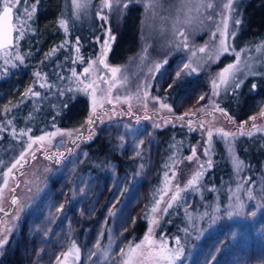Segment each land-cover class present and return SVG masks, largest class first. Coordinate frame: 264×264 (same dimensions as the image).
Segmentation results:
<instances>
[{"label":"rangeland","instance_id":"obj_1","mask_svg":"<svg viewBox=\"0 0 264 264\" xmlns=\"http://www.w3.org/2000/svg\"><path fill=\"white\" fill-rule=\"evenodd\" d=\"M99 1L104 0H87V7L77 11L73 0H63V10L51 30V35L66 38L76 27L85 28V23L92 26L93 19L101 23L95 52L86 60L81 47L71 45L68 62L62 65L64 73L56 80L62 82L60 94L55 92L58 96L86 98L87 117L76 128L58 129L55 135L37 139L31 148L14 149L10 163L0 164V170L12 169L11 179L0 194V239L5 240L0 247V264H123L129 257L132 264H167L158 259L161 243L183 248L177 264H264V159L256 178L258 165L254 161H250L244 178V166L237 170L234 165L238 158L230 141L240 136H264V105L246 123H236L215 106L217 92L236 91L248 79L264 78V38L253 44L235 39L240 24L236 21L243 18L242 6L251 0H228L221 11L223 24L216 37L219 51L215 52L220 53L218 58L226 55L231 60L219 73L229 64H237L236 53L239 62L227 83L219 77L216 92L196 69L199 61L191 63L190 58L177 56L161 64L153 82L136 94L111 77L107 55L114 37L105 25L106 14L101 12L104 7ZM10 2L15 5V23L22 27L15 32L19 39L14 47L0 53V81L15 71L21 62L17 56L24 62L36 57L35 48L43 39L36 25L42 7L30 0ZM216 18L220 22V11ZM61 20L65 21L63 27ZM222 41L228 52H223ZM207 53H201L200 60L208 58L207 62L216 64L217 55ZM197 54L194 52L195 57ZM186 64L190 65L187 69ZM177 72L181 73L179 78ZM185 77L189 79L184 83ZM169 84L173 87L168 88ZM169 129L186 134L188 141H175L165 149L154 132ZM96 136L113 140L121 159L137 164L133 183L118 175L115 168L102 176L78 173L85 157L82 147ZM216 138L219 150L213 142ZM22 152L24 158L20 159ZM263 152L262 143L257 156ZM216 163L229 175L217 176V185L211 173ZM22 164L21 170H15ZM197 172L202 174L196 184L188 185ZM206 177L212 183L205 182ZM247 184L251 187L246 188ZM238 202L242 208L237 209ZM140 218L146 232L134 241L132 232ZM149 228L154 242L151 246L144 240ZM138 244L141 248L130 251Z\"/></svg>","mask_w":264,"mask_h":264},{"label":"trees","instance_id":"obj_2","mask_svg":"<svg viewBox=\"0 0 264 264\" xmlns=\"http://www.w3.org/2000/svg\"><path fill=\"white\" fill-rule=\"evenodd\" d=\"M227 1L110 0L112 6L109 11L104 10L107 8L104 7V1H99L104 7L101 12L106 14L105 25L108 24V30L114 37L107 55L108 65L110 69L112 67L120 69L115 77L112 74L111 77L117 84L128 87L136 94L153 82L157 64H164L177 56H185L190 58L191 63L195 60L200 62L199 68L196 69L206 76V84L213 87L212 92H216L218 88H214L213 82L216 84L219 71L231 59L226 55L221 58L217 56V63L210 64L207 62L208 58L205 62L200 60V54L207 55L209 52L211 56L219 51L216 37L222 30L221 11L226 7ZM30 3L42 7L37 13L36 25L43 39L35 48L36 57L16 64L15 71L9 74L10 77L0 81V164L6 161L10 163L15 157L12 153L14 149L25 150L29 144L37 141L38 137L44 138L58 129L76 128L83 123L89 110V104L82 95L62 97L55 94L61 91L62 86V82L56 80L64 73L62 65L68 62L73 49L71 45L78 44L85 59L95 52L94 42L101 38L99 35L101 23L93 19L92 26L85 23V28L76 27V31L75 29L71 31V35H66V38L60 34L51 35V30L56 26L63 10V0H30ZM125 3L128 5L126 8ZM209 4L212 7L209 8ZM219 11L220 22L216 18ZM242 17L235 39L248 44L264 38V0H251L244 4ZM201 47L205 48V52L199 51ZM194 52L198 53L196 57ZM20 72L22 74L18 76ZM188 79L185 77L182 82L185 83ZM29 88L40 93L38 98L28 92ZM175 91L174 89L172 94ZM216 98L215 106L225 116L236 123L249 122L264 105V78L248 79L246 84L236 91L219 94L217 92ZM154 135L156 141L165 149L175 141L180 143L188 141L187 135L177 130H158ZM230 141L235 144L237 158L244 166L243 177L247 176L250 161H254L258 165L256 178L264 159V154L257 156L262 143L264 145V136H240L238 139L231 138ZM213 142L219 150V138ZM82 150L85 157L78 173L102 176L110 168H115L117 174L126 176L129 183H133L137 176L135 170L137 164L121 159L120 149L109 138L96 136L85 143ZM216 158L218 160V156ZM23 165L15 170H21ZM8 170H0L2 176L0 194L11 179L9 176L11 172L7 177L4 176ZM227 171L216 163L215 169L211 171L216 178V181L214 180L216 185L217 176L220 174L229 177ZM206 181L212 183L207 177ZM248 187L251 186L247 184L246 188ZM145 232V224L140 218L132 232V239L139 241Z\"/></svg>","mask_w":264,"mask_h":264},{"label":"snow or ice","instance_id":"obj_3","mask_svg":"<svg viewBox=\"0 0 264 264\" xmlns=\"http://www.w3.org/2000/svg\"><path fill=\"white\" fill-rule=\"evenodd\" d=\"M0 4H2V7H3V11H2V13H0V21H3L7 25V27L4 30L0 31V49H4V48L10 47L14 43L15 40L19 39V36L14 35V33L20 31L22 26L16 25L15 18L12 15L15 5L12 4L10 2V0H0ZM73 5H74V8L77 11H79V10L87 7V0H73ZM111 6L112 5L110 3V0H104V7L111 8ZM127 6H128L127 3H125L124 7L126 8ZM148 6H151V5H148ZM208 7L210 8V7H212V5L209 4ZM98 15H100V13H98ZM29 18H31V14H29ZM101 18L104 19L103 16H101ZM236 23L239 24L240 21L237 20ZM60 24L62 27L65 26V21L61 20ZM181 35H183V33H181ZM221 48L223 49V52H228V47L224 41L221 42ZM77 51H79V49H77ZM199 51L205 52V48L201 47L199 49ZM219 54L220 53H216L217 56ZM236 56H237V64H229L225 69L222 70L221 73H219V77H220L221 82L227 83L229 77L233 74V72L238 70L239 53H236ZM17 59L21 60V62L23 61L22 57L17 56ZM99 62L105 63V61L103 59H100ZM105 66L107 67V65H105ZM91 67H92V65L90 64L88 68L84 69V72L88 73ZM156 67H157V69H159L160 65L157 64ZM184 67L187 69L190 67V65L186 64ZM110 71H111L112 75L115 77V75L120 71V69L117 67H112L110 69ZM192 71H196V69L193 68ZM76 75H77L76 72L73 71V76H76ZM180 75H181V73L177 72V74H176L177 78H179ZM213 85L215 88L216 87L215 81L213 82ZM41 86L43 87V85H41ZM236 86L239 87V84H237ZM89 87H91V85H89ZM172 87H173V84L168 85V88H172ZM253 87H255V85H253ZM28 92L31 93L33 96H39L40 95L39 92H34L31 88L28 89ZM145 96H147V93H145ZM200 99L202 100V99H204V97L201 96ZM162 107H167V105H162ZM93 111H95V103H94ZM9 123H10V121H9ZM52 135H55V133H53ZM228 135H229L228 133H224V136H228ZM209 136H211V132H209ZM29 139H31V137H29ZM37 139H43V137H38ZM31 147H32V145L29 144L28 148H31ZM193 154H195V150H193ZM23 158H24V153L22 152L20 159H23ZM188 159H191V157H189ZM233 162H234V165L237 168V170H239L242 167V162H240L238 160H234ZM17 163H19V160H17L16 163H14L12 165V168H15ZM11 170L12 169L10 168L8 170V172H5L4 176L7 177L9 172H11ZM201 174L202 173L197 172L192 177V179L188 181V185H195ZM166 176H167V173H166ZM6 183H7V179H5V184ZM239 187L240 186L238 185V188ZM247 194H248L249 199L253 198L251 190H249ZM177 198H178V194L173 195V197H172L173 200H176ZM237 200H239L238 197H237ZM12 203L16 204L17 201L15 199H13ZM169 206H171V205H169ZM239 208H242V205L239 204V202H238L237 203V209H239ZM2 210L3 209H0V211H2ZM153 211H155V209H153ZM165 211H166V209H165ZM111 214L112 213L110 212V215ZM236 214H239V211H237ZM254 214L255 213H253V215ZM228 215L231 216V215H233V213L229 212ZM185 231H187V230H185ZM151 232H152V229L149 228V232L144 238V240L150 246L154 243L151 239ZM176 243H177V245H179V243H180L179 239H177ZM4 244H5V240L0 239V247H3ZM73 247H75V246H73ZM139 248H141V245L138 244V245H136V247L134 249H130V251L135 252L136 249H139ZM76 251L78 252L79 250L77 249ZM121 253L122 254L124 253V249H121ZM65 255H67V254H65ZM92 255H95V253H93ZM105 255H107L106 252H105ZM182 255H183V248L182 247H177L175 249H172V248H169L166 243H161L160 248H159L158 259L166 261L167 264H177V261H179L181 259ZM123 264H132L131 258L129 257L128 259H125L123 261Z\"/></svg>","mask_w":264,"mask_h":264},{"label":"water","instance_id":"obj_4","mask_svg":"<svg viewBox=\"0 0 264 264\" xmlns=\"http://www.w3.org/2000/svg\"><path fill=\"white\" fill-rule=\"evenodd\" d=\"M2 11L3 10H1L0 13H2ZM13 13H14V11H13ZM13 13H12V15H14ZM6 27H7V25L3 21H0V31L4 30ZM14 35H15V33H14ZM14 44H15V41L10 47L4 48V49H0V53H2L3 51H6L8 49H12L14 47Z\"/></svg>","mask_w":264,"mask_h":264},{"label":"bare ground","instance_id":"obj_5","mask_svg":"<svg viewBox=\"0 0 264 264\" xmlns=\"http://www.w3.org/2000/svg\"><path fill=\"white\" fill-rule=\"evenodd\" d=\"M42 220H43V219H42ZM43 222H44V223H46V221H45V220H44Z\"/></svg>","mask_w":264,"mask_h":264}]
</instances>
